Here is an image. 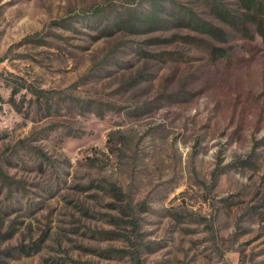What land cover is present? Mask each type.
<instances>
[{
    "label": "rangeland",
    "instance_id": "1",
    "mask_svg": "<svg viewBox=\"0 0 264 264\" xmlns=\"http://www.w3.org/2000/svg\"><path fill=\"white\" fill-rule=\"evenodd\" d=\"M150 5L0 0V264H264V38Z\"/></svg>",
    "mask_w": 264,
    "mask_h": 264
},
{
    "label": "trees",
    "instance_id": "2",
    "mask_svg": "<svg viewBox=\"0 0 264 264\" xmlns=\"http://www.w3.org/2000/svg\"><path fill=\"white\" fill-rule=\"evenodd\" d=\"M242 3L243 8L245 9V12L243 14V17L246 19H249L251 25L255 28V31L257 34H259L262 38H264V1L262 0H240ZM158 0H151L150 9L142 15L143 17H150L152 16L151 13L156 12ZM217 10L219 11L220 15L224 17V19H227L228 17L233 18L234 16H230L226 11L224 7H219L217 4ZM237 23L234 20H229L232 25L238 24V21L241 22L242 27H244V30L247 31V27L243 25L242 20L240 18H237ZM201 31H204L205 33L214 34L217 30L215 26H213L211 23L206 24L199 28ZM249 30V29H248ZM248 32V31H247ZM223 34V33H221ZM216 35V34H215ZM1 97V96H0Z\"/></svg>",
    "mask_w": 264,
    "mask_h": 264
}]
</instances>
